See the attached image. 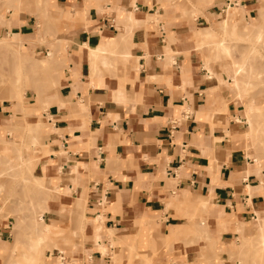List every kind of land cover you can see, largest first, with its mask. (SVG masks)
I'll use <instances>...</instances> for the list:
<instances>
[{
	"label": "crops",
	"instance_id": "1",
	"mask_svg": "<svg viewBox=\"0 0 264 264\" xmlns=\"http://www.w3.org/2000/svg\"><path fill=\"white\" fill-rule=\"evenodd\" d=\"M224 1L204 15L236 8L233 21L257 9L256 0ZM171 4L0 0V35L57 56L58 88L30 110L43 119L34 170L60 192L47 202V222L61 233L52 238L74 244L56 252L64 264H207V240L230 239L218 231L225 220L256 216L260 168L247 167L230 139L245 123L240 106L207 76L193 38L206 26ZM99 46L105 51L93 58L89 49ZM4 102L0 139L18 108ZM61 207L83 212L81 231L76 218L68 229ZM8 233L0 221V244Z\"/></svg>",
	"mask_w": 264,
	"mask_h": 264
},
{
	"label": "rangeland",
	"instance_id": "2",
	"mask_svg": "<svg viewBox=\"0 0 264 264\" xmlns=\"http://www.w3.org/2000/svg\"><path fill=\"white\" fill-rule=\"evenodd\" d=\"M223 1L169 0L171 6L178 10L183 19L196 26H206L203 34L201 31H194L193 38L196 42H201L196 46L203 54V66L208 71L207 76L216 78L218 89L226 90L230 94L229 99L234 98L238 102L240 114L245 119L244 124H234V136L230 139L234 148L241 150L243 156L249 158L250 164H246L247 167L251 164L254 166L255 163L262 174L256 216L248 217L241 222L235 219L225 220L218 231H222L230 239L218 240L217 243L208 239L207 246L210 253L203 255L205 258L203 260H206L207 264H241V262L264 264V243L260 238V234L264 233V221L261 225L256 224L258 219H264V43L257 39L259 31L264 34V17L258 16L259 11L264 9V0H256L257 9L252 11L254 14L251 13L252 17L256 16L253 20L250 16L239 17L241 19H238L234 31H231V28L220 27V19L224 15L218 12H215L212 18L204 15L205 11L222 6ZM235 10L236 8L229 11V15H233ZM203 16L204 20H207L206 23H203ZM159 19L157 16V19L152 18V21L157 23ZM207 31L211 34L207 35ZM98 54L91 55L95 58ZM45 57L44 53L26 49L23 41L0 35V104L11 97L12 102L4 103L6 105L13 103L12 105L16 104L18 107L16 117H5V124L8 126L1 131L0 139V221L5 224L9 232L4 242L0 244V264H15L13 262L16 261L20 264H60V260L56 258L57 250L66 252L67 248L71 249L74 245L69 239H60L59 241L63 243L58 244L56 238H52L61 233L53 224L47 222L54 213L50 209L44 210L42 215L44 225L48 227L49 232L46 239L54 243L37 242V230L42 229L38 225L42 206L50 201L55 202L60 194L54 183L51 184L49 179L39 177L38 171L34 170L36 150L41 146L37 135L40 127L43 126L41 124L43 119L42 111L39 110L35 115L30 107L39 104L41 108L43 100L58 88L59 69L55 59L57 56L53 54L48 61L41 60ZM34 62L38 64L35 65ZM239 65L243 70L238 74L239 86L236 88L231 86L230 78ZM249 108H254L255 111L247 115ZM248 117L252 119V127L247 133L249 139L245 137ZM229 119L230 116L226 113V120ZM33 136L36 137V142L32 141ZM4 155L10 157L9 163L6 162ZM61 208L64 211L59 212L68 216V229H71L72 220L76 218L79 220L81 231L85 220L83 212H76L69 207ZM202 220L203 230L207 231L209 224L206 216H203ZM23 253L33 256L35 262L22 258ZM133 256L141 257L131 250L129 257ZM116 258L113 257V260H117Z\"/></svg>",
	"mask_w": 264,
	"mask_h": 264
},
{
	"label": "bare ground",
	"instance_id": "3",
	"mask_svg": "<svg viewBox=\"0 0 264 264\" xmlns=\"http://www.w3.org/2000/svg\"><path fill=\"white\" fill-rule=\"evenodd\" d=\"M20 1V0H19ZM231 8V7H230ZM233 9V8H232ZM232 11V10H231ZM259 15V17H264V9H261L260 11H259V13H258ZM232 15V14H231ZM231 15H227L226 17L224 16L222 19H220V27L222 28V29H226V28H231V31H234L235 30V28L237 27V23H238V20H233L232 22H230V19H231ZM129 20L131 21V22H135V19H134V17H133V15H132V13H130L129 14ZM125 28V27H124ZM203 31V30H202ZM203 34V33H202ZM211 33L210 32H208L207 31V35H210ZM257 39L258 40H261L263 43H264V34H262L261 33V31H259L258 33H257ZM111 42V41H110ZM95 45V44H94ZM221 45V44H220ZM107 50V49H106ZM89 51H90V53L92 54V55H94V54H97V53H100V52H103V51H105V48L104 47H97V48H95V49H92V48H90L89 49ZM50 56H52L50 53H48L47 55H46V57L45 58H41V60H46V61H48V59H50ZM35 63V62H34ZM33 63V64H34ZM37 63V62H36ZM36 63H35V65H36ZM29 64H31L30 62H29ZM38 64V63H37ZM34 65V66H35ZM243 70V67L241 66V65H239L236 69H235V71L231 74V78H230V82H231V86L232 87H236L237 88V86H239V80H238V74L241 72ZM7 95V94H6ZM242 95V94H241ZM12 96V95H11ZM13 97V96H12ZM6 101H10V102H12L13 100H12V98L11 97H9V98H6L5 99ZM13 104V103H12ZM84 111V110H83ZM253 111H255V109L254 108H249V110L247 111V115H250V113H252ZM40 120V119H39ZM14 121V120H13ZM17 121H19V120H17ZM42 122V121H41ZM247 122V121H246ZM38 125V124H37ZM251 127H252V119H251V117H248V130L246 131V138L247 139H249L250 137H249V135L247 134L248 133V131L251 129ZM226 140V139H225ZM33 142H36V137L35 136H33V140H32ZM44 146V145H43ZM43 146H42V148H43ZM3 151H5L4 149H3ZM1 153H2V150H1ZM5 156V160H6V162L7 163H9L11 160H10V157L8 156V155H4ZM28 160H30V159H28ZM255 160H256V158H255ZM28 162V161H27ZM3 163V162H2ZM58 170V169H57ZM246 172V171H245ZM38 174V173H37ZM247 176H245V178H246ZM245 178H243V179H245ZM249 182V181H248ZM55 188H57V190H59L58 189V187H57V185L56 186H54ZM247 187L250 189V186L247 184ZM1 188V187H0ZM258 188V187H257ZM248 192H249V190H248ZM77 198V197H76ZM74 203V202H73ZM201 204V203H200ZM204 204V203H203ZM202 205V204H201ZM46 209H48L47 208V205H44V206H42V210H41V212H40V214H39V216H38V221H39V223H38V225H39V227L40 228H42V229H39V230H37V239H38V243H43V242H51V240H48V239H46L47 238V236H49V232H48V227L46 226L45 227V225H44V219H43V215H42V213L44 212V210H46ZM250 221V220H249ZM263 221H264V219L262 218V219H258V221H257V223L256 224H258V225H261V223H263ZM238 222H240V221H238ZM254 223V222H253ZM242 224L243 223H241V226H242ZM252 224V223H251ZM245 226V225H244ZM243 226V227H244ZM45 229V230H44ZM260 238L262 239V242L264 243V233H261L260 234ZM51 243H54L53 241L51 242ZM30 245V244H29ZM264 245V244H263ZM31 246H34L33 244H31ZM33 248V247H32ZM12 258V257H11ZM22 258H24V254H22ZM13 263H15V264H20V262H18V261H16V262H13Z\"/></svg>",
	"mask_w": 264,
	"mask_h": 264
},
{
	"label": "built area",
	"instance_id": "4",
	"mask_svg": "<svg viewBox=\"0 0 264 264\" xmlns=\"http://www.w3.org/2000/svg\"><path fill=\"white\" fill-rule=\"evenodd\" d=\"M229 6H230V1H228V3L226 4V8L229 7ZM110 27L114 28V25L110 24ZM59 254H60V259H59L60 260V264H64V259L65 258H64V256L61 255V253H59Z\"/></svg>",
	"mask_w": 264,
	"mask_h": 264
},
{
	"label": "snow or ice",
	"instance_id": "5",
	"mask_svg": "<svg viewBox=\"0 0 264 264\" xmlns=\"http://www.w3.org/2000/svg\"><path fill=\"white\" fill-rule=\"evenodd\" d=\"M241 264H243V262H241Z\"/></svg>",
	"mask_w": 264,
	"mask_h": 264
}]
</instances>
